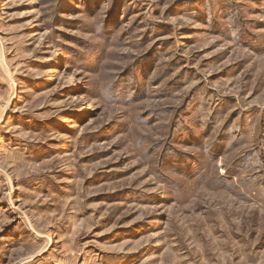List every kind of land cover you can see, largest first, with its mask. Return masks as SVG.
Segmentation results:
<instances>
[{
    "label": "rangeland",
    "instance_id": "1",
    "mask_svg": "<svg viewBox=\"0 0 264 264\" xmlns=\"http://www.w3.org/2000/svg\"><path fill=\"white\" fill-rule=\"evenodd\" d=\"M0 264H264V0H0Z\"/></svg>",
    "mask_w": 264,
    "mask_h": 264
}]
</instances>
